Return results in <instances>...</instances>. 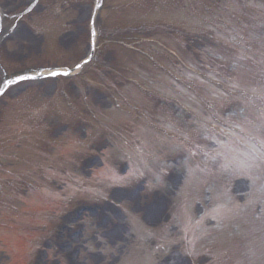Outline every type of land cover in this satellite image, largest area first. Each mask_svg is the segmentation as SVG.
I'll return each mask as SVG.
<instances>
[{
  "label": "rangeland",
  "instance_id": "rangeland-1",
  "mask_svg": "<svg viewBox=\"0 0 264 264\" xmlns=\"http://www.w3.org/2000/svg\"><path fill=\"white\" fill-rule=\"evenodd\" d=\"M87 2L93 4L94 0H0V78L6 74H21L30 69L76 65L89 50L90 5ZM135 2L143 4L135 8H149L153 11L157 8L167 9L169 13L174 14V21L176 20L174 25L182 24L186 18L184 15L196 18L191 13L194 9L200 17L203 16L207 20L202 30L207 36L210 33L216 35L219 40L231 46L238 43L237 51L250 58L254 53L253 57L264 61V0L151 2L135 0ZM107 3L113 6L110 0L106 1V5ZM162 21L156 18L152 20L156 24ZM100 24L101 21L98 20V29L108 32L102 40L104 42L114 40V43H109L110 46L104 49L112 51L122 47L123 41L117 40L124 38L126 45L143 47L146 44L141 41L152 35L153 39L148 40L155 48L150 55L156 61L170 62L165 54L163 56L159 53V43L162 42V45L165 43L161 31L156 35L153 30L147 28L132 31L128 26H117L113 23L112 29L107 26V29H104ZM225 24L230 27H226ZM230 28H233L231 34ZM24 36L35 38L39 44L36 46L25 44L26 52L21 55L20 42ZM230 36L232 42L229 40ZM207 40L200 38L208 52L203 55L204 62L196 70H204L211 76L214 68L207 62L213 60L214 55ZM28 48H31V51H27ZM220 49L222 50L219 46ZM225 59L229 60V54H226ZM229 65V75L235 77V68ZM236 68L238 78L245 77L244 87L238 86L235 89L232 87L231 90L235 91L232 95L216 92L212 94V99H209L211 95H207L204 105L206 111L209 104L215 103L217 112H214V115L217 116L225 113L230 106L232 114L244 125L241 127V133L246 139L240 146L235 148L238 142L230 133H227L224 139L226 147L235 148L226 155L235 173L231 172L229 177L222 173L219 175V178L227 183L226 190L229 193L219 204V211L223 217L215 215L213 219L230 225L225 234L229 233L233 224L246 228V219L247 230L257 229L260 220L255 218L254 214L260 212L262 206L264 209V196L257 203L253 197L254 188L262 187L261 181L252 180V174L264 176V164L258 159H255L254 163L252 161L254 151L260 148L264 151V145L260 143V140L264 139V93L261 91L264 85V69L259 68L251 78L249 74L244 76L240 64H237ZM223 70L226 72L227 69ZM163 84L169 86L171 82L164 80ZM93 85L95 89L91 92V102L96 107L109 110L113 100L108 89L97 82ZM68 87L70 97H73L72 101L74 98L79 100L87 95L85 87H75L70 83ZM158 89L161 93L153 96L163 100L160 105L163 112L171 114L181 108L177 93L171 86L167 89L160 87ZM60 90L59 84L52 79L31 81L21 83L10 90L0 102V215L12 216L0 224H6L7 227L10 224L39 226L45 228L46 232L43 235L32 236L28 240L26 236L20 235L23 231L18 233L0 230V264H22L23 252L31 250L32 247L34 257L30 264H41V261H44V264H73V261L84 264L85 259L88 260V264H95L93 257L102 258L103 264L125 262L131 264L130 261L134 264H144L148 262L147 260H151L149 264H190L188 261L185 262L186 255L180 254L178 248L167 254L160 252L158 260L146 259L145 256V248L151 237L146 234V231H149L146 228L160 229L162 225L170 223L171 217L184 221L186 214L178 213L177 203L181 195L180 185L187 171L183 161L186 164L187 161L179 154L170 156L172 161L167 167H163L164 169H155L156 174L145 172L142 176L136 175L132 179L130 176L127 179V181L130 179L129 183L126 181L124 185L110 184L107 188L101 185L107 192L106 198L102 200L86 197L78 187L69 189L67 194L73 199L75 206L69 212L48 215L47 208H43L28 195L27 188H40L43 192L60 190L61 184L49 175V169L67 172L66 175L74 180L78 175L88 183H93L97 178L93 170L99 169L103 162H107L102 152L111 144L115 146L113 154L110 155V167L115 171L111 174V180L125 174L128 170L127 162L134 161L138 165L142 159L148 157L144 154L145 148L139 147L140 143L144 142V127L135 125V120L126 113H123L124 116L112 117L105 113L106 115L103 114L102 117L107 116L108 119L104 123L103 119L101 122L92 120L89 115H81L83 112L75 109V105L72 107L73 105L58 97L56 92ZM172 97L177 102L176 106L168 101ZM215 97H218V103L215 102ZM139 105L138 111L142 112L140 114L143 117L148 116L149 113L146 111L154 107L146 108L142 107L143 104ZM206 114L204 112V116H207ZM66 117L70 119L69 122L64 121ZM120 136L129 140L128 146L122 145L124 140H121ZM70 139H79L85 143L81 153L73 156L70 154L71 160H68L65 157L67 153L62 147L71 146ZM190 144L196 151L198 146L203 147L200 141ZM252 164H258L259 167L251 170L252 167L249 165ZM158 175L165 178L162 185L157 180ZM202 176L208 178V175L204 176V172ZM105 181L107 184L111 183L109 179ZM101 184H104V179ZM207 192L203 195V202L208 198ZM117 193H128L130 197L118 199ZM249 198L252 199L246 204L245 200ZM240 202H245L247 206L243 214L246 215V219L241 220V223L237 219L235 222L224 220L233 216V211ZM200 215L201 206L194 207V214L190 220H197L195 217ZM173 232H177L175 226H169L160 239L168 241L166 236H171ZM187 233L190 234L189 231ZM260 233V230L255 234L253 231L255 236ZM212 242L214 244L209 245L198 256L200 258L197 264H246L244 256L240 258L237 257L238 253L233 254V251L239 250L236 238L228 237L224 241ZM255 246L259 251L258 246ZM100 248H103L104 252L93 251ZM211 256L223 259L216 262L215 258L211 260ZM250 264H263V260L255 257Z\"/></svg>",
  "mask_w": 264,
  "mask_h": 264
},
{
  "label": "snow or ice",
  "instance_id": "snow-or-ice-1",
  "mask_svg": "<svg viewBox=\"0 0 264 264\" xmlns=\"http://www.w3.org/2000/svg\"><path fill=\"white\" fill-rule=\"evenodd\" d=\"M89 18H91V9H89ZM25 44H28V45H31V46H36L39 44V41L36 40L35 38L33 37H29V36H24L22 37L21 39V42H20V54L21 55H24L25 52H26V49H25ZM27 51H31V48H28ZM77 67H79V65H77ZM59 73H53V75H58ZM69 73L68 72H64L63 75H68ZM25 79H30V77H26V76H19L18 77V80H25ZM9 83H15V81H10ZM3 93H0V95H2ZM260 143L261 145H264V139H261L260 140ZM259 161L261 164H264V155H261L260 157H258ZM249 167H259L258 164H252V165H249ZM251 179V177H249ZM164 176L163 175H158L157 176V180L158 182L162 185L163 182H164ZM117 198L118 199H123L125 197H130V194L128 193H117ZM93 251H100V252H104V249L103 248H100V249H93ZM185 254L186 255H190V256H196L198 255L197 253L195 252H192V251H188V250H185ZM92 259L95 260V264H103V261H102V258L100 257H93ZM41 264H44V261H41ZM73 264H78V261H73ZM84 264H88V260L85 259V262Z\"/></svg>",
  "mask_w": 264,
  "mask_h": 264
}]
</instances>
